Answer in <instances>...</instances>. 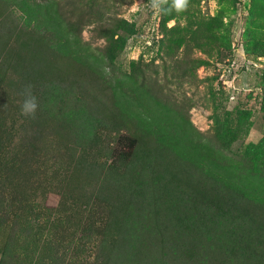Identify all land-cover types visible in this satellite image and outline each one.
<instances>
[{
  "label": "trees",
  "instance_id": "trees-1",
  "mask_svg": "<svg viewBox=\"0 0 264 264\" xmlns=\"http://www.w3.org/2000/svg\"><path fill=\"white\" fill-rule=\"evenodd\" d=\"M89 25L105 42L98 52L83 39ZM212 29L196 22L172 48H201ZM137 32L93 0H0V264H63L44 256L63 244L47 234L50 220L40 223L37 200L54 190L58 159L61 197L104 209L86 236L97 264H264V136L234 150L252 114L219 116L209 134L187 129L141 62L119 75ZM254 44L264 56V38ZM26 96L34 115L21 110Z\"/></svg>",
  "mask_w": 264,
  "mask_h": 264
},
{
  "label": "rangeland",
  "instance_id": "rangeland-1",
  "mask_svg": "<svg viewBox=\"0 0 264 264\" xmlns=\"http://www.w3.org/2000/svg\"><path fill=\"white\" fill-rule=\"evenodd\" d=\"M260 2L264 4V0H180L182 6L178 8L177 0H93L105 17L125 18L137 24L138 32L119 56V75L130 72L133 62H141L140 66L156 77L159 97L188 121L187 129L195 134L196 129L209 134L219 116L245 111L252 114L251 130L234 145L236 151L258 143L264 136V56L254 51L255 41L264 38ZM166 7L172 14L168 21ZM204 20L212 22L214 29L200 34L201 48L196 43L172 48V38H189L196 31V22ZM83 39L97 52L105 44L97 38L94 25L85 28ZM186 58L204 63L196 68V62L188 65ZM182 68L186 76L173 78L172 73H183ZM143 98L149 107V100ZM61 166V160H52L54 190L39 194L37 199L43 206L40 223L50 220L49 225L55 227L47 234L63 244L61 249L54 246V251L46 248L44 256L64 259L63 264H97V250L86 236L105 216L104 209L95 206L93 212L87 210L74 192L62 198L58 191L63 179Z\"/></svg>",
  "mask_w": 264,
  "mask_h": 264
},
{
  "label": "clouds",
  "instance_id": "clouds-1",
  "mask_svg": "<svg viewBox=\"0 0 264 264\" xmlns=\"http://www.w3.org/2000/svg\"><path fill=\"white\" fill-rule=\"evenodd\" d=\"M178 8L182 6V4L180 3V0H177V5ZM38 107V102L36 100L35 96H26L21 110L25 115H34L35 111Z\"/></svg>",
  "mask_w": 264,
  "mask_h": 264
}]
</instances>
